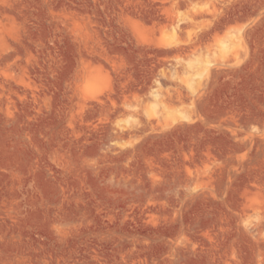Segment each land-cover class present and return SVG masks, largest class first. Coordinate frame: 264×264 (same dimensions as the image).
I'll return each mask as SVG.
<instances>
[{
    "label": "rangeland",
    "instance_id": "rangeland-1",
    "mask_svg": "<svg viewBox=\"0 0 264 264\" xmlns=\"http://www.w3.org/2000/svg\"><path fill=\"white\" fill-rule=\"evenodd\" d=\"M0 264H264V0H0Z\"/></svg>",
    "mask_w": 264,
    "mask_h": 264
}]
</instances>
